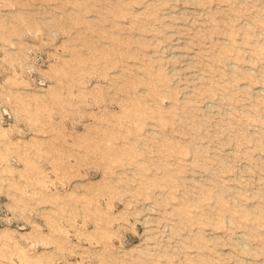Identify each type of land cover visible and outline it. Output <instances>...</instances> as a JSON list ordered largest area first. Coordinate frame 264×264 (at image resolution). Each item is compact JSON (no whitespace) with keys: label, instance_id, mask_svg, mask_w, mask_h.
<instances>
[{"label":"rangeland","instance_id":"rangeland-1","mask_svg":"<svg viewBox=\"0 0 264 264\" xmlns=\"http://www.w3.org/2000/svg\"><path fill=\"white\" fill-rule=\"evenodd\" d=\"M0 264H264V0H0Z\"/></svg>","mask_w":264,"mask_h":264}]
</instances>
